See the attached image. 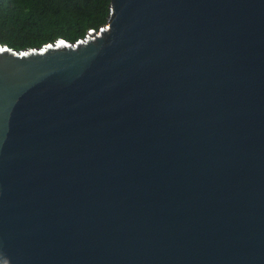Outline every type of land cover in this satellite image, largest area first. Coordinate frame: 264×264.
Instances as JSON below:
<instances>
[{
    "label": "water",
    "instance_id": "obj_1",
    "mask_svg": "<svg viewBox=\"0 0 264 264\" xmlns=\"http://www.w3.org/2000/svg\"><path fill=\"white\" fill-rule=\"evenodd\" d=\"M0 264H264V0L0 43Z\"/></svg>",
    "mask_w": 264,
    "mask_h": 264
},
{
    "label": "trees",
    "instance_id": "obj_2",
    "mask_svg": "<svg viewBox=\"0 0 264 264\" xmlns=\"http://www.w3.org/2000/svg\"><path fill=\"white\" fill-rule=\"evenodd\" d=\"M110 0H0V43L40 47L58 38L73 42L104 25Z\"/></svg>",
    "mask_w": 264,
    "mask_h": 264
},
{
    "label": "clouds",
    "instance_id": "obj_3",
    "mask_svg": "<svg viewBox=\"0 0 264 264\" xmlns=\"http://www.w3.org/2000/svg\"><path fill=\"white\" fill-rule=\"evenodd\" d=\"M58 39H62V38H58Z\"/></svg>",
    "mask_w": 264,
    "mask_h": 264
}]
</instances>
